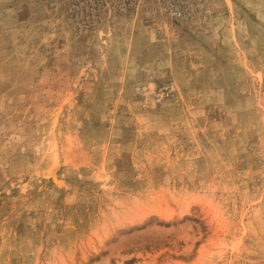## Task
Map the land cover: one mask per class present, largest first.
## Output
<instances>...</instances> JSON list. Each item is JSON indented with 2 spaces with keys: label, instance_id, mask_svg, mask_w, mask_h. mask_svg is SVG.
Here are the masks:
<instances>
[{
  "label": "rangeland",
  "instance_id": "rangeland-1",
  "mask_svg": "<svg viewBox=\"0 0 264 264\" xmlns=\"http://www.w3.org/2000/svg\"><path fill=\"white\" fill-rule=\"evenodd\" d=\"M0 264H264V0H0Z\"/></svg>",
  "mask_w": 264,
  "mask_h": 264
},
{
  "label": "bare ground",
  "instance_id": "bare-ground-1",
  "mask_svg": "<svg viewBox=\"0 0 264 264\" xmlns=\"http://www.w3.org/2000/svg\"><path fill=\"white\" fill-rule=\"evenodd\" d=\"M53 178H54V182L58 185V186H63L65 184L64 180L60 179L55 173L52 174Z\"/></svg>",
  "mask_w": 264,
  "mask_h": 264
}]
</instances>
